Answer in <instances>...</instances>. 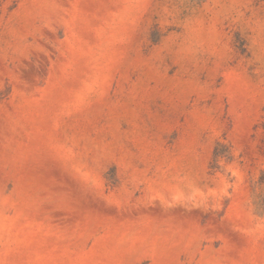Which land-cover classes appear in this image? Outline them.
I'll list each match as a JSON object with an SVG mask.
<instances>
[{
	"label": "rangeland",
	"instance_id": "obj_1",
	"mask_svg": "<svg viewBox=\"0 0 264 264\" xmlns=\"http://www.w3.org/2000/svg\"><path fill=\"white\" fill-rule=\"evenodd\" d=\"M0 264H264V0H0Z\"/></svg>",
	"mask_w": 264,
	"mask_h": 264
}]
</instances>
